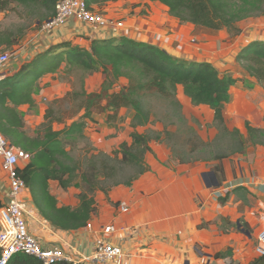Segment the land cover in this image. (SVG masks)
<instances>
[{"label": "crops", "instance_id": "1", "mask_svg": "<svg viewBox=\"0 0 264 264\" xmlns=\"http://www.w3.org/2000/svg\"><path fill=\"white\" fill-rule=\"evenodd\" d=\"M102 7L110 18L125 21L126 26L119 36L156 45L179 58L207 61L221 71H231L239 80L231 88V101L225 105L227 125L239 128L245 135L246 122L264 127V82L248 75L237 62L238 54L249 43L264 41V14L239 22L241 32L233 35L225 28L215 31L182 22L158 1L112 0ZM103 32L85 24L70 23L49 36H39V41L33 44V53L67 40L88 46L92 39L103 37ZM165 38L170 39L169 43ZM221 59L224 63L217 62ZM19 68L20 63L13 61L5 67V74ZM56 77L57 74H48L42 79L45 90L57 91L52 86ZM99 89H87V92ZM37 96H34L36 105ZM204 106L214 113L209 106ZM27 108L29 105L20 107L21 110ZM123 109L119 112L122 118L114 122L107 121L106 113H94V120L87 119L85 135L98 147V152L111 153L120 149L123 142L132 143L130 137L122 138L116 133L124 119ZM84 113L83 109L74 120ZM102 116L109 124H104ZM130 120L128 117L126 123ZM54 127L56 129L57 124ZM109 135L118 137L108 141ZM162 141L149 143L152 150L145 155L149 169L132 185L119 184L108 191L94 193L96 210L90 220L92 230L85 226L73 231H54L40 215L44 235L33 231L46 245H63L69 250L74 248L76 256H91L101 227L114 224L118 230L105 237L130 253L123 264H250L258 256V237L264 227V146H251L245 153L222 160L187 163L173 158L171 148ZM219 169L223 171L222 184L212 186L209 174L214 173L218 179ZM5 178L0 165L2 199L7 191ZM237 187H245L247 191L235 193L233 190ZM83 188L64 189L58 181H50V190L56 195L59 206H78ZM226 195L227 201L221 202L220 198ZM121 201L129 203V212L119 210ZM227 250L233 255L215 257ZM87 264L116 263L92 260Z\"/></svg>", "mask_w": 264, "mask_h": 264}, {"label": "trees", "instance_id": "2", "mask_svg": "<svg viewBox=\"0 0 264 264\" xmlns=\"http://www.w3.org/2000/svg\"><path fill=\"white\" fill-rule=\"evenodd\" d=\"M57 1L0 0V12L5 11L10 2L33 6L34 11L41 12L42 24L55 13ZM109 1L112 0H87V3L94 8L102 7ZM150 1L164 4L169 8L170 15L182 22L215 31L225 28L233 35L241 32L239 22L264 14V0ZM16 43L15 33L0 27V52ZM237 62L248 75L264 82V41L249 43L238 54ZM75 68L87 72L106 71L107 77L102 88L93 92L82 89L73 93L83 97L82 107L85 113L78 120L62 129H55L54 122L62 123L64 120L53 107H49L39 129L34 135H30L20 107L29 105L31 108L36 105L34 96L46 75L57 72L68 75ZM120 78H127L128 85L120 90H113ZM238 80L231 71H221L211 62L179 58L156 45L132 38L115 36L92 39L88 46L71 40L62 41L40 51L31 61L0 79V131L11 144L32 155L30 161L19 170V174L26 182L40 215L55 229L78 230L87 226L96 210L94 193L97 190L108 191L119 184L132 185L138 176L149 169L145 161V155L152 150L149 143L152 140H164L163 135L167 141L172 140L175 131L170 128L154 135L137 130L153 121L145 104V97L149 93L175 103L177 89L182 86L185 95L194 105H207L214 111L219 132L210 145L214 144L219 150L213 154V160L245 153L251 146H264V127H254L246 122L245 135L239 128L227 125L225 105L231 101V88ZM122 108L132 109L133 140L131 144L123 142L115 154L120 165L133 167L136 172L125 181L107 184L106 178L118 174L117 167L110 166L105 159L97 161V155H91L87 161L80 162L68 146L74 147L80 139H86L87 119L94 120V113H106L107 121L114 122L122 118L119 116ZM196 138L199 140L198 136ZM207 144L199 141V145ZM217 172L221 185L223 171L219 169ZM77 177L84 187L79 194L78 206H59L56 195L50 190V181L56 180L62 188L67 189L75 184ZM233 191L244 192L247 189L237 187ZM227 199L228 195L220 198L223 203ZM2 204L0 198V207ZM232 255L233 252L227 250L217 253L215 257ZM9 264L40 262L31 256L16 255ZM250 264H264V255L257 256Z\"/></svg>", "mask_w": 264, "mask_h": 264}, {"label": "rangeland", "instance_id": "3", "mask_svg": "<svg viewBox=\"0 0 264 264\" xmlns=\"http://www.w3.org/2000/svg\"><path fill=\"white\" fill-rule=\"evenodd\" d=\"M41 20V12L34 11L33 6H23L16 2H10L8 8L0 12L1 29L14 32L17 39V43L14 46L4 49L11 55L10 63L17 61L21 67L39 53H33V44L39 41V36L43 38V36L39 35L42 27ZM217 62L224 63V60L221 59ZM106 77L107 72L104 70L87 72L80 68H75L68 75L64 72H57L56 81L52 84L57 91L53 92V89H51L52 91L45 90L44 84L40 85L36 90L39 101L38 105L25 110L20 109L25 117L27 132L30 135L36 133L42 124V115L46 114L49 107H53L57 115L64 120L62 123L54 122V126L57 124L56 129H62L65 124L72 123L74 119L80 116L83 110V97L73 93L80 92L82 89L86 91L87 89H101ZM128 83L129 80L127 78H120L116 81L113 90H120L127 86ZM145 104L151 112L153 121L146 126L139 127L138 132L154 135L165 128L173 129L175 134L172 140L167 141L166 136L163 135L164 140L162 141L171 148L173 158L178 159L179 157V160H184L187 163L213 160L212 156L218 152L219 147L210 144L214 141L219 129L214 120V113L210 109L204 105H194L181 87L177 89L175 103H171L154 93H149L145 97ZM123 113L124 119L120 121L122 125H118L116 133L119 132L122 138L124 136L130 137L132 142L131 131L134 129L131 126V120L130 123H126L128 117L132 118V109L124 108ZM69 116L72 117L66 118ZM101 119L105 122L104 124H109L105 116H102ZM127 126L129 127L127 128ZM115 135H109L106 137V140L109 141ZM196 136L199 137V140ZM117 137L118 135L115 138ZM199 141L208 144L199 145ZM68 148H72L73 156L80 162L87 161L91 155H97V161L105 159L110 166L117 167L119 169L118 174L115 177L106 178L105 183L107 184L125 181L136 172V169L133 167L120 165L115 154L116 150L111 151V153L105 151L98 152V147L94 145V142L87 135L86 139H80L74 147L69 145ZM73 186L76 189H82L83 184L79 177L75 179ZM42 219L41 217H38V219L35 217L30 218V225L32 230L44 235L45 229L42 230V227L44 228L41 223ZM53 230L55 231L56 229L53 228Z\"/></svg>", "mask_w": 264, "mask_h": 264}, {"label": "built area", "instance_id": "4", "mask_svg": "<svg viewBox=\"0 0 264 264\" xmlns=\"http://www.w3.org/2000/svg\"><path fill=\"white\" fill-rule=\"evenodd\" d=\"M70 23L85 24L103 30L101 38L119 36L126 26L123 19L110 18L103 7H89L87 0H58L53 16L42 23L40 35L49 36L54 30L65 28ZM165 41L169 43L170 39L165 38ZM10 61L11 55L8 51L0 52V79L7 75L5 67ZM31 157L29 152L11 144L0 131V165L6 174L4 181L7 186L4 199L0 197L3 201L0 207V264H9L16 255L34 257L40 264H87L92 260L123 264L124 258L130 257V253L105 237L118 230L114 224L101 227L91 256H76L74 248L69 250L63 245H46L31 229L30 218L38 219L41 216L26 182L19 174V170ZM118 206L122 213L130 210L126 201H121ZM86 227L92 230L91 221ZM258 243L257 254L264 255V227L259 234Z\"/></svg>", "mask_w": 264, "mask_h": 264}, {"label": "water", "instance_id": "5", "mask_svg": "<svg viewBox=\"0 0 264 264\" xmlns=\"http://www.w3.org/2000/svg\"><path fill=\"white\" fill-rule=\"evenodd\" d=\"M210 176H211V185L212 186H219V181H218V179H217V177L215 176V174L214 173H210L209 174ZM186 263H188V262H186Z\"/></svg>", "mask_w": 264, "mask_h": 264}]
</instances>
